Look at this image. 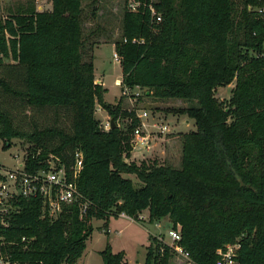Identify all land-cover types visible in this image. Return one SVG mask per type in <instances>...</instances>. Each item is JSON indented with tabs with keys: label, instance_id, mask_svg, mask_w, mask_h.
<instances>
[{
	"label": "trees",
	"instance_id": "trees-1",
	"mask_svg": "<svg viewBox=\"0 0 264 264\" xmlns=\"http://www.w3.org/2000/svg\"><path fill=\"white\" fill-rule=\"evenodd\" d=\"M140 1L137 12L125 8L115 42L121 85L189 103L170 109L196 125L181 134L180 167L128 160L140 118L137 108L123 106L122 96L116 103L105 100L94 42L82 26L83 0H52L41 11L35 0H24L0 14V144L8 149L11 139H28L30 170L47 167L51 158L69 167L82 149L78 185L82 202L89 203L85 213L75 204L51 221L41 218L40 198H21L3 232V251L19 264H77L93 221H104L108 230L112 216L138 221L148 211L150 222L169 218L180 230L179 245L192 264H215L218 249L236 242L238 264H264V19L256 10L264 0ZM151 3L162 15L159 23L152 21ZM230 84L231 96L218 97L217 90ZM12 100L65 109L71 126L22 129L11 114ZM97 104L114 119L108 131ZM100 255L103 264H129L126 252L115 253L109 243ZM176 256L153 238L144 264H172Z\"/></svg>",
	"mask_w": 264,
	"mask_h": 264
},
{
	"label": "rangeland",
	"instance_id": "rangeland-1",
	"mask_svg": "<svg viewBox=\"0 0 264 264\" xmlns=\"http://www.w3.org/2000/svg\"><path fill=\"white\" fill-rule=\"evenodd\" d=\"M20 1L24 0H0V14L9 15V7H14ZM35 1L37 9L40 11L49 10L52 7L50 0ZM125 8V0H97L95 3H92L91 0H83L82 26L85 36L89 41L94 42L95 74L104 81L107 88L105 95L108 102L115 103L122 96L125 108H137L138 112L146 110L149 115L151 114L150 117H152V120L154 119V122H163L169 125L170 132L156 136L151 150L137 149L138 155L133 153L134 150H132L128 160L135 161L138 164L142 161L151 162L156 160L158 163H170L175 167H180L182 160L181 134L195 130L196 125L194 119L170 109L172 107H184L189 103L175 98H154L146 95L144 90L139 87H134L128 95L122 92L121 60L118 61L115 58L114 52L116 50L115 42L122 35V19ZM5 61L6 63L12 62L8 58ZM224 90L218 89L216 93L218 97L228 99L231 96V90L230 88ZM12 101L14 108L10 107L11 114L16 124L22 129L33 130L35 124L40 127L56 124L67 129L71 126L70 112L65 109H39L25 106L20 101ZM96 112L100 124L110 117L104 109ZM119 123L123 126L128 122L119 120ZM153 130H156V128H153ZM2 144L3 142L0 144V162L8 166H14L17 163L15 156L18 154L20 160H22L21 158L28 151L30 141L25 138H13L8 149H3ZM131 176L134 178V182L138 184L136 176L134 174ZM145 212L141 214L144 219L141 218L138 221H132L121 215L112 216L108 230L104 229V221H93L95 228L93 236L88 240L87 248L77 264H103L100 251L106 248L107 243L110 244L115 253L125 251L130 264H144L147 248L152 239L158 238L159 241L164 240L170 244L171 240L168 232L173 228L169 218L159 222H150L148 219L149 214ZM172 264L192 263L183 257L177 256L173 259Z\"/></svg>",
	"mask_w": 264,
	"mask_h": 264
},
{
	"label": "built area",
	"instance_id": "built-area-1",
	"mask_svg": "<svg viewBox=\"0 0 264 264\" xmlns=\"http://www.w3.org/2000/svg\"><path fill=\"white\" fill-rule=\"evenodd\" d=\"M125 1L127 10L132 12L140 10L142 5L140 0ZM149 9L152 21L161 22L162 15L152 3L149 5ZM256 10L264 19V4L258 6ZM124 41H127V38ZM132 41L134 43H142L144 39L136 38ZM114 56L118 61L121 60L117 51L114 52ZM122 87V92L125 95L133 91V88L128 86ZM97 110H103L102 106L97 105L95 111ZM137 116L140 118V124L132 131V150L149 151L156 136L170 132L169 125L163 122L150 123L145 121L149 117L146 110H143V112L137 111ZM111 119L109 117L101 123V127L104 130L108 131L111 128ZM118 124L120 125L119 121ZM153 128H156V130H153ZM15 157L17 158V163L14 166H8L0 162V264H19L13 261L11 254L3 251V245L5 244L3 232L10 228L13 216L20 211L19 201L21 198H40L41 218L51 221L60 217L65 208L71 205L79 204L82 213H85L89 206L87 201L82 202L83 196L78 185V178L84 168V153L82 149L77 148L75 150L73 163L69 167L61 160L51 158L47 167L30 170L26 166L27 151L21 158L22 160H20L18 154ZM122 216L126 217L125 214H122ZM168 236L171 240L170 244H168L175 250L177 256L183 257L192 263L189 253L179 245L182 240L180 230L172 228L169 230ZM28 242L30 240L26 237L22 239V243L28 244ZM163 242L167 243L164 240ZM240 248L241 244L236 242L218 249L215 264H238L237 257Z\"/></svg>",
	"mask_w": 264,
	"mask_h": 264
},
{
	"label": "crops",
	"instance_id": "crops-1",
	"mask_svg": "<svg viewBox=\"0 0 264 264\" xmlns=\"http://www.w3.org/2000/svg\"><path fill=\"white\" fill-rule=\"evenodd\" d=\"M51 1V4H52V0H50ZM116 51V50H115ZM122 68V67H121ZM96 75V74H95ZM96 80H98L99 82H101L102 84H103V86L105 87V85H104V81H103V79L101 78V77H97L96 76ZM121 80H122V77H121ZM233 84H230V85H228V86H224V87H220L219 88V90H224V89H227V88H230V90H232V88H233ZM225 91V90H224ZM105 100H106V95H105ZM106 101H108V100H106ZM117 102V101H116ZM115 102V103H116ZM110 103H112V102H110ZM97 105H99V104H97ZM96 114H97V112H96ZM108 116H109V114H108ZM151 116V114L149 115V117L146 119L147 120V122H150V123H152V121L154 120H152V117H150ZM143 120H145V119H143ZM145 120V121H146ZM158 121H160V120H158ZM186 121H188L187 119H186ZM190 121V120H189ZM154 122V121H153ZM156 122V121H155ZM195 122V121H194ZM133 153H135L136 155H138V151L137 150H134V152ZM145 213H148L147 211L145 212ZM149 214V213H148ZM121 216H122V214H121ZM123 217V216H122ZM126 218H129L128 216H126ZM130 220H132V221H135V220H133L132 218H129ZM110 223V222H109ZM93 236V235H92ZM92 238V237H91ZM90 238V239H91ZM101 252V251H100ZM130 264V263H129Z\"/></svg>",
	"mask_w": 264,
	"mask_h": 264
},
{
	"label": "water",
	"instance_id": "water-1",
	"mask_svg": "<svg viewBox=\"0 0 264 264\" xmlns=\"http://www.w3.org/2000/svg\"><path fill=\"white\" fill-rule=\"evenodd\" d=\"M111 120H112V123H113L112 125H114V119L112 118Z\"/></svg>",
	"mask_w": 264,
	"mask_h": 264
}]
</instances>
